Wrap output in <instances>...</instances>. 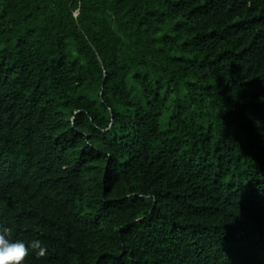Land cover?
Here are the masks:
<instances>
[{"label": "trees", "instance_id": "16d2710c", "mask_svg": "<svg viewBox=\"0 0 264 264\" xmlns=\"http://www.w3.org/2000/svg\"><path fill=\"white\" fill-rule=\"evenodd\" d=\"M0 222L24 264H264V0H0Z\"/></svg>", "mask_w": 264, "mask_h": 264}, {"label": "clouds", "instance_id": "9594fccd", "mask_svg": "<svg viewBox=\"0 0 264 264\" xmlns=\"http://www.w3.org/2000/svg\"><path fill=\"white\" fill-rule=\"evenodd\" d=\"M12 228L0 222V264H24L26 257L46 255V246L39 239L29 241L13 239Z\"/></svg>", "mask_w": 264, "mask_h": 264}]
</instances>
